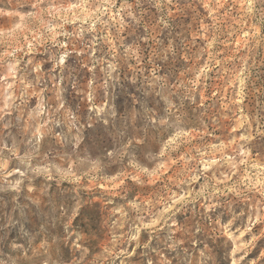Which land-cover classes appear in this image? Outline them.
Wrapping results in <instances>:
<instances>
[{
	"label": "rangeland",
	"instance_id": "rangeland-1",
	"mask_svg": "<svg viewBox=\"0 0 264 264\" xmlns=\"http://www.w3.org/2000/svg\"><path fill=\"white\" fill-rule=\"evenodd\" d=\"M0 264H264V0H0Z\"/></svg>",
	"mask_w": 264,
	"mask_h": 264
}]
</instances>
